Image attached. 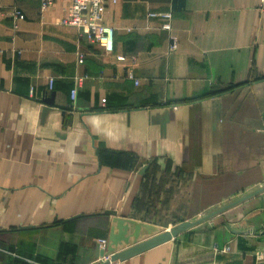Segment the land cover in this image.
Returning <instances> with one entry per match:
<instances>
[{
  "label": "crops",
  "instance_id": "0c3cea01",
  "mask_svg": "<svg viewBox=\"0 0 264 264\" xmlns=\"http://www.w3.org/2000/svg\"><path fill=\"white\" fill-rule=\"evenodd\" d=\"M39 3L0 5V264H97L116 219L141 241L264 189L262 0L106 5L110 55ZM169 11L175 51L148 17ZM189 230L201 264H264V191ZM178 238L118 264H168Z\"/></svg>",
  "mask_w": 264,
  "mask_h": 264
},
{
  "label": "built area",
  "instance_id": "2783aa9c",
  "mask_svg": "<svg viewBox=\"0 0 264 264\" xmlns=\"http://www.w3.org/2000/svg\"><path fill=\"white\" fill-rule=\"evenodd\" d=\"M120 0H40L39 12L43 13L56 3H65L63 17L59 21L60 26L75 28L79 37L84 38L88 43L99 46L105 54H112L113 52V29L103 24V13L106 5H116ZM264 3V0H262ZM1 5V0H0ZM149 18L160 19L163 23L160 26V30L168 34V50L175 51L177 49V37L173 34L171 25L172 13H149ZM9 18L12 20L13 29H17V23L23 21V14L17 9L16 6L9 9ZM84 56L82 54L77 55L78 65H82ZM116 61L124 62V57H117ZM87 75H83L78 78V81L87 79ZM124 79L133 82L135 85L138 81L134 77L131 70H125ZM53 79L49 80V89L52 88ZM77 88H73L70 91V100L74 102L76 99ZM105 100L102 101L104 103ZM108 241L105 239L98 240L97 249L102 251L104 256L98 259L97 263H105L110 260V255H106V248ZM219 251L218 249H215ZM228 249H221L219 252H228ZM109 264H118V262H110Z\"/></svg>",
  "mask_w": 264,
  "mask_h": 264
},
{
  "label": "water",
  "instance_id": "95a60500",
  "mask_svg": "<svg viewBox=\"0 0 264 264\" xmlns=\"http://www.w3.org/2000/svg\"><path fill=\"white\" fill-rule=\"evenodd\" d=\"M173 8H181L184 4V0H172ZM264 189L258 190L255 193H252L250 195H247L238 201H235L229 205H226L220 209H217L216 211H213L209 213L208 215H205L204 217L194 221H183L180 223L179 226H175L172 228H167L163 231L156 232L154 235H150L148 238L138 241L137 240V232L139 226H136L134 228L133 235H128V231L130 229L129 224L125 222L122 219H116L110 228V233L108 237V245L106 248V255H110V260L105 263H97V264H109L110 262H123L125 260H128L132 257H135L139 254H142L144 252H147L153 248L159 247L161 245H164L166 243L174 241L181 233L199 225L201 222L206 221L210 218H213L222 212H225L226 210H230L233 207L237 206L238 204L262 193ZM147 227L151 229L149 226H145L146 230ZM149 231V230H148ZM133 238V240H132ZM131 239V240H130ZM130 241H134V243H130ZM127 246V248H124ZM104 256V253L102 251H99V259Z\"/></svg>",
  "mask_w": 264,
  "mask_h": 264
},
{
  "label": "rangeland",
  "instance_id": "374dc122",
  "mask_svg": "<svg viewBox=\"0 0 264 264\" xmlns=\"http://www.w3.org/2000/svg\"><path fill=\"white\" fill-rule=\"evenodd\" d=\"M184 220L185 210L180 209L178 210V215L173 223L174 227L179 226ZM194 221H196V219L189 222ZM196 233L195 230H187L181 233L178 236L179 238L173 242V244L167 246L166 252H163V261L166 263L168 262V264H201L202 259L206 260L207 258L202 255L199 249L192 250L191 248H188L189 244L191 245L193 240L197 237Z\"/></svg>",
  "mask_w": 264,
  "mask_h": 264
}]
</instances>
